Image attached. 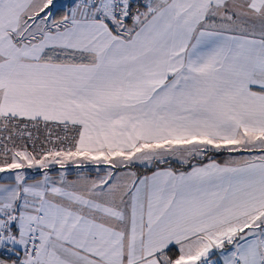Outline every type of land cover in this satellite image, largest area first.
<instances>
[{"label": "snow or ice", "instance_id": "1", "mask_svg": "<svg viewBox=\"0 0 264 264\" xmlns=\"http://www.w3.org/2000/svg\"><path fill=\"white\" fill-rule=\"evenodd\" d=\"M0 264H264V0H0Z\"/></svg>", "mask_w": 264, "mask_h": 264}]
</instances>
